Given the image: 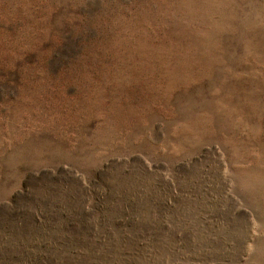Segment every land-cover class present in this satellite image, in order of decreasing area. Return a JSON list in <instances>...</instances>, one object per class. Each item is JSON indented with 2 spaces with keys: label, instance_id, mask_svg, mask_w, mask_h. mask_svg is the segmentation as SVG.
I'll return each mask as SVG.
<instances>
[{
  "label": "rangeland",
  "instance_id": "obj_1",
  "mask_svg": "<svg viewBox=\"0 0 264 264\" xmlns=\"http://www.w3.org/2000/svg\"><path fill=\"white\" fill-rule=\"evenodd\" d=\"M0 264H264V0H0Z\"/></svg>",
  "mask_w": 264,
  "mask_h": 264
}]
</instances>
